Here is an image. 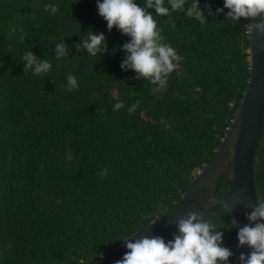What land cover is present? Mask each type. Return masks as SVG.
I'll return each instance as SVG.
<instances>
[{
  "label": "trees",
  "instance_id": "16d2710c",
  "mask_svg": "<svg viewBox=\"0 0 264 264\" xmlns=\"http://www.w3.org/2000/svg\"><path fill=\"white\" fill-rule=\"evenodd\" d=\"M192 2L172 11L165 0L164 17L147 9L179 57L161 87L121 68L130 37L108 30L97 0H0V264H96L168 211L213 156L248 84L249 21L217 13L224 0H199L201 24L187 15ZM90 30L104 33L107 53L82 46ZM29 51L51 69L25 72ZM253 177L264 201V130ZM207 221L236 254L231 217Z\"/></svg>",
  "mask_w": 264,
  "mask_h": 264
},
{
  "label": "clouds",
  "instance_id": "9594fccd",
  "mask_svg": "<svg viewBox=\"0 0 264 264\" xmlns=\"http://www.w3.org/2000/svg\"><path fill=\"white\" fill-rule=\"evenodd\" d=\"M172 11H183L185 0H168ZM98 13L107 22L109 31L116 27L122 34L130 37L123 44L126 57L121 63L122 69H133L138 77L150 79V82L163 87L178 66L179 57L172 46L163 43L164 37L157 29V22L153 18V12L147 11L154 8L157 16H168L169 8L165 6V0H146V4H137L135 0H97ZM210 9V5L208 6ZM51 8L55 13L57 8L45 5V11ZM224 8L229 11L227 16L233 21L239 22L241 18L254 20L261 17L258 22L247 23L249 32L258 31L264 35V0H224V7L217 8V13H222ZM189 17H195L204 24L203 10L199 7V0H193L187 9ZM82 46L90 56L107 53V40L104 33L89 31L87 40ZM65 45H56V58L66 55ZM77 51L81 45L78 44ZM22 60L26 62L25 72L32 70L34 75L47 73L51 69L49 61H38L29 51ZM175 61V63H174ZM164 74L162 79L161 74ZM67 90L78 87L74 75H67ZM139 101L128 109L129 113L135 111ZM124 107L123 102H117L113 111ZM107 170L101 172V176ZM227 208V206H225ZM254 226L247 224L239 229L238 240L241 246L248 245L251 252L241 253V264H264V201L257 202L256 207L246 213ZM178 233H173V239L165 240L160 236L142 237L136 241H126L129 249L121 260L115 264H226L229 258L234 256L230 247L223 245V233L217 231V225L205 221L198 212H188L186 216L178 218ZM234 226V222H233Z\"/></svg>",
  "mask_w": 264,
  "mask_h": 264
},
{
  "label": "water",
  "instance_id": "95a60500",
  "mask_svg": "<svg viewBox=\"0 0 264 264\" xmlns=\"http://www.w3.org/2000/svg\"><path fill=\"white\" fill-rule=\"evenodd\" d=\"M261 17L248 20L258 22ZM249 60V80L229 125L213 156L197 172L178 201L165 213L153 219L127 237L109 255L96 264H115L126 252V241H136L142 237H166L178 233V218L188 212H198L207 221L210 216L229 215L234 222L236 238L235 263L241 264V253L248 254V245L241 246L238 231L247 224L254 226L246 213L257 205L258 197L253 177V160L264 130V35L258 31L249 32L247 45ZM227 183L225 195L216 197L219 186ZM227 206V208L225 207ZM223 209L222 212H217ZM264 222V221H261Z\"/></svg>",
  "mask_w": 264,
  "mask_h": 264
},
{
  "label": "built area",
  "instance_id": "2783aa9c",
  "mask_svg": "<svg viewBox=\"0 0 264 264\" xmlns=\"http://www.w3.org/2000/svg\"><path fill=\"white\" fill-rule=\"evenodd\" d=\"M102 258V257H101Z\"/></svg>",
  "mask_w": 264,
  "mask_h": 264
}]
</instances>
